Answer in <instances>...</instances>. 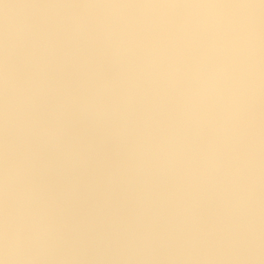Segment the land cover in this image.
<instances>
[{
	"label": "clouds",
	"instance_id": "1",
	"mask_svg": "<svg viewBox=\"0 0 264 264\" xmlns=\"http://www.w3.org/2000/svg\"><path fill=\"white\" fill-rule=\"evenodd\" d=\"M0 264H264V0H0Z\"/></svg>",
	"mask_w": 264,
	"mask_h": 264
}]
</instances>
